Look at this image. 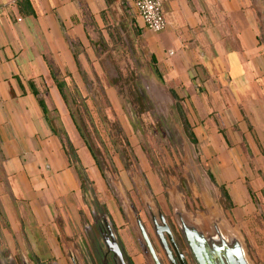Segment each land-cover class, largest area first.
Masks as SVG:
<instances>
[{"label": "crops", "instance_id": "obj_1", "mask_svg": "<svg viewBox=\"0 0 264 264\" xmlns=\"http://www.w3.org/2000/svg\"><path fill=\"white\" fill-rule=\"evenodd\" d=\"M119 3L133 13L154 73L176 94L195 144L212 155L210 174L233 198H246V154L259 152L253 138L264 141V39L262 16L243 0H162L166 27L158 33L144 26L132 0H0V247L9 260L32 254L61 264L76 241L81 177L95 176L96 163L54 78L78 80L95 32ZM53 113L78 161L65 153Z\"/></svg>", "mask_w": 264, "mask_h": 264}, {"label": "rangeland", "instance_id": "obj_2", "mask_svg": "<svg viewBox=\"0 0 264 264\" xmlns=\"http://www.w3.org/2000/svg\"><path fill=\"white\" fill-rule=\"evenodd\" d=\"M243 1L254 15L262 16L263 40L264 0ZM106 16L101 30L95 32L96 43L85 56L78 80L69 77L63 88L69 123L96 165L95 176L85 172L76 241L70 240L69 251L65 247L61 264H99L91 240L103 246L95 231V222L102 219L133 264H154L138 221L160 263L170 264L154 232V221L161 224L160 215L189 264L195 263L182 224L206 237L219 232L234 238L249 264H264V141L253 138L259 152L246 154L251 170L243 181L246 198L237 200L228 191L229 204L219 189L220 184H227L209 178L212 155L187 137L177 109L181 103L155 75L130 8L119 3ZM52 120L63 140L55 113ZM22 250L31 253L32 249ZM10 254L0 247V264H35L21 261L19 255L9 260ZM36 259L39 264H56Z\"/></svg>", "mask_w": 264, "mask_h": 264}, {"label": "water", "instance_id": "obj_3", "mask_svg": "<svg viewBox=\"0 0 264 264\" xmlns=\"http://www.w3.org/2000/svg\"><path fill=\"white\" fill-rule=\"evenodd\" d=\"M160 221L161 225H157L154 222V232L158 238V241L169 257L171 264H174L169 256V252L166 249L163 239V234H166L174 250L178 253L173 240V235L162 215H160ZM138 226L145 246L152 257L154 264H161L155 254L151 241L149 240L147 233L140 221H138ZM181 231L184 241L195 264H249L244 257V252L241 244L234 238L224 237L219 232L216 235L206 237L199 231L185 224H182ZM111 239L112 241H114L112 235ZM114 246H116L115 242ZM113 250L115 254V264H124L119 249L114 247ZM180 262L182 263L181 260Z\"/></svg>", "mask_w": 264, "mask_h": 264}, {"label": "flooded vegetation", "instance_id": "obj_4", "mask_svg": "<svg viewBox=\"0 0 264 264\" xmlns=\"http://www.w3.org/2000/svg\"><path fill=\"white\" fill-rule=\"evenodd\" d=\"M104 220L105 219H102V221L99 222V223L95 222L96 235L98 236L99 241L102 242L104 247L100 246V245H97L95 242H93L94 240H91L92 241V248H93V251H94V256L98 259V263L99 264H115V261H114L115 254H114L113 248L116 247L121 252V256H122L124 264H133L132 261H130V259L128 257H126L122 247L116 241V239L114 237V234H113V231L111 230V228L109 227L107 222L105 223L106 220L105 221ZM155 223L157 225H161V224H158L157 222H155ZM106 224H107V226H106ZM110 233L113 236L114 241H112ZM163 239H164V242H165L166 249L169 252V256L172 259L174 264H182V263L183 264H189L188 261H187L186 255L184 254L182 248L180 247L179 241H175V239L173 237L175 246H176L177 251H178V253H177L174 250L173 246L171 245L170 241L168 240V237L166 236V234H163ZM114 242H115L116 246H114ZM162 249H163V247H162ZM163 251H164L165 256L167 257L169 263L171 264V262L169 260V257L167 256V254H166L164 249H163ZM190 256H191V254H190ZM180 260L182 261V263L180 262ZM27 262H30V263L35 262V264H39L38 260L36 259V257L32 256V254H31V256H29Z\"/></svg>", "mask_w": 264, "mask_h": 264}, {"label": "trees", "instance_id": "obj_5", "mask_svg": "<svg viewBox=\"0 0 264 264\" xmlns=\"http://www.w3.org/2000/svg\"><path fill=\"white\" fill-rule=\"evenodd\" d=\"M154 72L157 73V71L155 69H154ZM54 80H55V82H56L59 90H61V92H62L63 87L66 85V83L64 81H59V80H57L55 78H54ZM159 80L162 81V79L160 78V76H159ZM169 91H170L172 97L176 99L177 98L176 97V94L172 90H169ZM39 104H40V106H41V108L43 110V113H46L47 110H46V107L43 104V102L39 100ZM177 109H178V112H179V114H180V116L182 118L183 128L185 130V133H186L187 137L190 139V141L192 143L195 144L196 143V140H195V137H194L193 133L191 132V127H190V125H189V123L187 121V118L184 116V114L182 112V109H181V107L179 105H177ZM63 136H64V139L61 140V143H62V146H63V148L65 150V153L71 159V161H78V157H77V154H76V150H75V148L71 144L69 138L67 137V135L64 132H63ZM208 175H209V178L211 179V181L213 182L214 181L213 176L210 173ZM85 183H86V176L83 175V177H81V190L83 192H84V189H85ZM219 189H220L221 194L227 200V202L229 204H231L230 195L228 193V190H227L226 186L224 184H220L219 185ZM102 209H103V211H105V213H107L106 210H105V208H102Z\"/></svg>", "mask_w": 264, "mask_h": 264}, {"label": "built area", "instance_id": "obj_6", "mask_svg": "<svg viewBox=\"0 0 264 264\" xmlns=\"http://www.w3.org/2000/svg\"><path fill=\"white\" fill-rule=\"evenodd\" d=\"M138 16L144 26L153 33L161 32L166 27L162 12V0H132Z\"/></svg>", "mask_w": 264, "mask_h": 264}]
</instances>
